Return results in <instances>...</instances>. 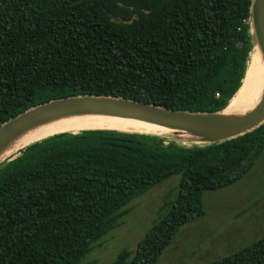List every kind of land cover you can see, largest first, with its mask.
<instances>
[{
	"label": "trees",
	"instance_id": "1",
	"mask_svg": "<svg viewBox=\"0 0 264 264\" xmlns=\"http://www.w3.org/2000/svg\"><path fill=\"white\" fill-rule=\"evenodd\" d=\"M252 0H0V126L38 105L120 97L216 113L253 52ZM161 137V138H160ZM264 151V123L199 146L115 130L61 133L0 163V264H82L128 204L172 176L177 193L134 252L157 264L179 229L205 216L203 194L242 179ZM201 264H264V236Z\"/></svg>",
	"mask_w": 264,
	"mask_h": 264
},
{
	"label": "rangeland",
	"instance_id": "2",
	"mask_svg": "<svg viewBox=\"0 0 264 264\" xmlns=\"http://www.w3.org/2000/svg\"><path fill=\"white\" fill-rule=\"evenodd\" d=\"M256 52L251 63H256L257 59L261 64ZM177 139L192 140L188 135H179ZM178 181L179 176H172L133 199L127 206L130 211L123 224L102 239L82 264H112L122 250L134 252L160 216L164 200L175 198ZM202 205L205 216L182 226L157 264L214 261L264 236V151L250 171L235 184L205 192Z\"/></svg>",
	"mask_w": 264,
	"mask_h": 264
},
{
	"label": "water",
	"instance_id": "3",
	"mask_svg": "<svg viewBox=\"0 0 264 264\" xmlns=\"http://www.w3.org/2000/svg\"><path fill=\"white\" fill-rule=\"evenodd\" d=\"M250 34L253 51L257 49L264 60V0H252ZM247 71L248 67L242 84L235 95L241 90ZM223 110L216 113H190L168 110L126 98L107 96H77L55 99L21 113L0 126V163L29 146L20 148L11 156L2 157L8 144L20 134L35 127L73 116L114 117L155 125L170 131L176 140H178L177 136L179 135H188L192 139L190 142L178 140L188 145L205 146L220 143L248 133L264 123V89L258 106L243 117L223 116Z\"/></svg>",
	"mask_w": 264,
	"mask_h": 264
},
{
	"label": "bare ground",
	"instance_id": "4",
	"mask_svg": "<svg viewBox=\"0 0 264 264\" xmlns=\"http://www.w3.org/2000/svg\"><path fill=\"white\" fill-rule=\"evenodd\" d=\"M254 52L256 51L254 50L250 56L244 84L241 90L225 106L226 108H223V116L232 118L243 117L253 111L262 98L264 89V60L257 51L256 53L261 64L257 59L256 63H251ZM89 129L115 130L156 136L171 135L170 131L166 129L139 121L93 115L73 116L35 127L20 134L8 144L2 157L11 156L16 151L18 152L20 148L54 134L62 132L78 133Z\"/></svg>",
	"mask_w": 264,
	"mask_h": 264
}]
</instances>
